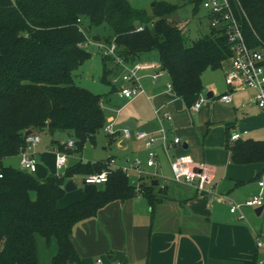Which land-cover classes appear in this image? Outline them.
Returning a JSON list of instances; mask_svg holds the SVG:
<instances>
[{
    "label": "trees",
    "instance_id": "obj_1",
    "mask_svg": "<svg viewBox=\"0 0 264 264\" xmlns=\"http://www.w3.org/2000/svg\"><path fill=\"white\" fill-rule=\"evenodd\" d=\"M231 3L248 46L264 50V0ZM177 10L166 2L155 3L146 13L126 0H0V264H38L36 237L55 242L57 252L50 264H82L71 241L74 228L108 204L135 196L126 177L111 171L104 185H84L80 200L60 209L57 203L65 194V183L100 173L109 159L78 162L62 176L49 175L41 182L5 167L3 161L18 155L29 129L50 136L64 133L74 141L72 151L79 152L104 128L103 100L73 81V73L89 58L86 48L79 46L92 29L97 30L96 39L102 29L104 43L113 42L127 62L157 52L175 97L192 111L204 90V73L220 70L231 49L224 33L214 29L187 45L183 30L169 20ZM103 64L102 82L110 85L114 69L108 59L103 58ZM53 144L62 150L59 142ZM230 150L234 164L264 163V142L238 141ZM151 183L140 186L154 209L162 197Z\"/></svg>",
    "mask_w": 264,
    "mask_h": 264
},
{
    "label": "crops",
    "instance_id": "obj_2",
    "mask_svg": "<svg viewBox=\"0 0 264 264\" xmlns=\"http://www.w3.org/2000/svg\"><path fill=\"white\" fill-rule=\"evenodd\" d=\"M147 57V54L139 56L141 63L152 64ZM154 66L157 69L139 73L145 95L135 101L141 100L142 109H133L122 117V128L124 122L130 121L135 131L157 133L160 124L154 112L169 113L173 122L166 123V127L172 138L180 137L183 142L182 147L172 151L173 155L189 156L198 164L208 166L213 171L212 186L217 195L239 204L257 197L260 192L257 181L264 174V163H232L230 137L236 132H247L240 141L264 142V112L255 105L252 91L234 94L229 105L220 101L230 90L224 84L225 75L231 69L230 61L224 62L220 70L204 73L202 95L207 98L211 92L213 97L197 112L188 111L168 90L169 75L161 65ZM159 70L163 71L162 75L153 82L151 77ZM217 90L220 94L216 97ZM121 132L114 137L120 141L119 146H124L128 140L136 142L133 138H121ZM51 142L52 169L49 172L38 162L42 161L37 153L40 142L35 147L37 171L33 176L40 182L55 174L54 154L59 149ZM140 148L143 150L142 146ZM155 151L159 155L158 163L162 156L169 164L159 146ZM154 180L144 177L141 184L148 186ZM176 187L183 190H172L168 185L160 191L162 188L157 186L154 192L160 193L162 200L154 209L142 194H135L132 198L108 204L95 218L78 224L71 241L81 263L97 264L101 260V264H258L264 260V249L256 245V235L264 230V207L260 215L257 214L259 208H246L242 217L230 212L228 202L210 204L209 196L184 185ZM81 192L65 193L57 207L63 209L78 202ZM55 254L49 253L50 262Z\"/></svg>",
    "mask_w": 264,
    "mask_h": 264
},
{
    "label": "built area",
    "instance_id": "obj_3",
    "mask_svg": "<svg viewBox=\"0 0 264 264\" xmlns=\"http://www.w3.org/2000/svg\"><path fill=\"white\" fill-rule=\"evenodd\" d=\"M237 4L239 6L238 0ZM202 7L207 13L210 29L216 31H222L227 38L229 47L231 49V56L229 61L231 63V69L225 75V84L230 89L227 93L220 97V101L225 104H232L233 95L243 92L252 91L254 93L255 105L264 112V50L250 48L246 42L243 34V25L238 19V16L234 10L231 0H202ZM241 15L247 19V16L243 10ZM79 23V21H78ZM143 27H139L137 32H141ZM80 31L81 28H80ZM105 44V43H104ZM87 44H81L79 47L86 48ZM103 58L108 59L112 65L114 72L110 75L109 81L113 90L118 96L124 100L131 101L136 97L145 95V91L141 85V77L139 73L147 70H155L154 65L140 63V62H127L117 54L116 45L111 42L109 45L103 46ZM152 75V81L162 75V70H159ZM168 90L173 92V86L170 83ZM207 101L206 96L201 95L192 107V112L200 110L202 105ZM245 107V105H243ZM159 119L160 128L157 133H148L146 131H135L131 135V130L123 129L121 136L124 139L134 138L136 141L141 142L143 150L146 152V168H153L159 165L158 152L155 148L159 146L166 158L169 161L172 180L171 182L176 185H184L196 190L198 194H205L210 197V204L215 201L228 202L230 204V212L232 214H238L243 217V211L246 208H261L264 207V174L257 181L259 187V195L251 200L246 201L243 204L235 203L228 197L217 195L214 187L212 186L213 171L205 164L200 165L195 162L189 156L173 155L172 151L176 148H180L183 145L180 137H171L170 129L166 127V123L173 122V117L169 113L154 112ZM108 134L114 135L111 128L106 129ZM247 135L244 133H233L230 137V143L240 141ZM40 139L38 135L25 137V144L19 149V169L25 170L26 174L34 175L37 171V159L35 147L39 144ZM74 141L68 139L63 144L62 150L56 151L54 156L55 176L60 177L63 175L68 158V151L74 148ZM106 169L100 173L90 174L83 177V184L89 186H101L108 181V176L111 171H120L126 178L127 172H135L138 174V178L132 182L135 190L138 192L136 195H141V180L142 175L141 168L143 164L140 161H134L128 163L125 167H119L114 165V160L109 159L105 163ZM1 177V176H0ZM158 172L154 176L150 177L159 182L162 189H166L169 185L167 180L163 183L158 178ZM141 190V191H140ZM140 191V193H139ZM256 245L258 249H264V230L256 235ZM101 260L97 261V264H101ZM260 264H264V260Z\"/></svg>",
    "mask_w": 264,
    "mask_h": 264
},
{
    "label": "rangeland",
    "instance_id": "obj_4",
    "mask_svg": "<svg viewBox=\"0 0 264 264\" xmlns=\"http://www.w3.org/2000/svg\"><path fill=\"white\" fill-rule=\"evenodd\" d=\"M127 3L137 11H142L146 13H150L151 5L154 3H163L166 2L171 5H176L178 10L170 17V22L178 25L182 30L187 39L186 44L191 45L192 42L205 37L209 34V20L207 17L206 11L203 9L202 5L194 6L191 4L190 0H126ZM81 24V23H80ZM82 32H84V25H80ZM96 29H92V33H85L87 37H85L86 52L89 54V58L83 62L81 67H79L73 73V81L74 84L85 91L100 96L103 100L102 109L105 117V125L104 128L95 135V139L93 143H86L81 151L76 152L75 150L68 151L67 154L69 157L67 158V167H71L78 162L82 163H96V162H106L108 159L114 160V165L119 167H126L128 163H132L134 161H140L143 164L142 175L145 177H152L155 173L158 172L160 182L163 183L164 180L169 182V187L173 189L183 190L182 187H176L172 180V172L171 168L167 162V160H162V156L160 157L159 165L153 168H146V152L140 148L139 141L133 142L132 140L125 141L124 146H119L118 139L116 137L117 132H121L123 130L121 124V118L128 114L133 109L138 108L142 109L141 100L135 99L128 101L120 98L118 94L112 89L111 85L102 82L103 76V52L104 49L100 45L105 46L103 35L105 32L102 29L99 31L100 37H94ZM101 32V33H100ZM92 39H94L92 41ZM96 40V41H95ZM111 43V42H110ZM109 45V44H106ZM147 58L154 65H160L159 54L157 52L147 53ZM141 62L140 59L137 60ZM143 61V60H142ZM141 73V72H140ZM142 73H145L142 71ZM219 76L221 72H216ZM225 84V83H224ZM144 90V89H143ZM145 91V90H144ZM217 90V97L220 94ZM214 102V101H210ZM145 105V103H144ZM110 127L113 134H108L106 129ZM135 132V130H131V135ZM120 134V133H119ZM122 138V136L120 135ZM40 145L37 148V153H40V160L38 161L39 165L49 172L52 169V158L50 152V142L57 141L62 143L68 139L66 134L57 132L53 134V136H48L46 134L41 133L39 135ZM133 138V137H132ZM130 138V139H132ZM113 139L114 142H113ZM134 139V138H133ZM138 142V143H137ZM52 143V142H51ZM61 148V147H60ZM144 151V152H142ZM39 158V156H37ZM45 159L46 163H43ZM5 167L18 169L19 168V159L18 157H13L11 159H7L3 162ZM127 183L132 185L139 176L135 172H127ZM143 180V177H142ZM72 181L75 183L76 190L70 192L74 193L77 191H81L83 188V177L75 176ZM157 188V187H155ZM133 194H137L138 192L135 190L133 186ZM142 190V189H141ZM140 190V191H141ZM163 190V189H161ZM139 191V193H140ZM142 192V191H141ZM172 193V192H171ZM67 194V193H66ZM254 209V208H252ZM37 241V252H38V261L39 264H50V255L52 252L55 254L56 252V244L53 240L49 243L50 245H46L45 241L36 237ZM262 260L259 261L258 264L261 263Z\"/></svg>",
    "mask_w": 264,
    "mask_h": 264
},
{
    "label": "water",
    "instance_id": "obj_5",
    "mask_svg": "<svg viewBox=\"0 0 264 264\" xmlns=\"http://www.w3.org/2000/svg\"><path fill=\"white\" fill-rule=\"evenodd\" d=\"M153 6H154V3L151 5V7H153ZM212 97H213V94H212L211 92L207 94V99H208V100H209V99H212ZM123 127H124L125 129H128V130H133L134 125L132 124V122L127 121V122H124V123H123ZM36 133H37V132H35V131L29 129V130H27V131L24 133V136H25V137H29V136L36 135ZM20 173H21V174H26V171H25V170H20ZM83 185H84V184H83ZM158 185H159V182H158L157 180H154V181H152V183H151V186H153V187H157ZM63 189H64V192H65V193H70V192L76 190L75 183H74L72 180H69V181H67V182L65 183ZM262 211H263V207L259 208L257 214L260 215V214L262 213Z\"/></svg>",
    "mask_w": 264,
    "mask_h": 264
}]
</instances>
